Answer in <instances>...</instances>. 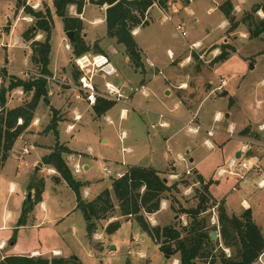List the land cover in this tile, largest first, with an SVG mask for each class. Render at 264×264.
<instances>
[{"label":"rangeland","instance_id":"rangeland-1","mask_svg":"<svg viewBox=\"0 0 264 264\" xmlns=\"http://www.w3.org/2000/svg\"><path fill=\"white\" fill-rule=\"evenodd\" d=\"M43 1L36 8L33 4L29 5L40 9L45 3L52 11L49 68L54 80L47 81L51 104H45L42 99L39 101L36 111L41 116V122L30 127L23 134V140L16 139L12 155H9L1 170L0 220L5 210L17 211L14 200L25 191L29 177L50 176L48 170L40 172L33 167L32 162L47 148L40 149L32 141L35 139L34 142L40 141L45 145L51 142L54 145L58 137L46 130L51 118L42 128L48 113L52 116L50 106L54 105L61 117L58 141L74 149L73 154H65L64 159L73 177L83 182L81 195L84 199L89 200L102 189L110 188L113 177L108 176L104 166H109L114 172L124 171L131 164L151 165L163 171L168 184L179 177L189 182L184 186L178 183L176 189L165 192L161 209L153 216L146 214L147 222L150 225H163L174 220L183 225L186 217L180 213L173 216L170 203L175 208L195 204L193 188L199 187V184L193 182V174L198 172L204 181L211 180L207 189L214 201L212 203L210 199V206L203 215L207 232L209 235L214 232L210 239L212 253L216 254L220 249L224 255L230 254L231 250L224 251L226 247L219 241L216 220L218 201L222 200L228 214L237 215L250 207L249 213L255 224L264 219V187L257 186L261 178L259 170H264V30L255 37H249L246 26L241 23L233 31L228 30V21L217 8L223 0H169L167 12L157 5L151 7L146 13L148 24L134 30L143 65L135 68L129 57L125 60V47L106 35L105 7L85 0L83 11L78 15L82 19V40L89 45L91 54L99 53L94 46L97 43L116 73L127 81L134 92L130 100L132 106L115 102L108 113L96 116L92 105L84 99L83 91L75 88L78 86L74 79L77 69L71 41L62 20L53 12L52 0ZM255 1L231 0L235 10L232 12L234 20L238 21L242 12ZM18 10L14 0H0V64L5 65L0 67V86L8 83L7 75L28 79L21 70L38 71V67L29 59L30 52L21 34L33 19L28 23L22 10ZM68 13L76 15L75 7L70 6ZM166 13L171 15L170 21L164 20ZM256 15L262 17L260 11ZM176 23L181 25L183 36L172 35ZM11 25L12 29L5 32V28ZM43 37V33H39L36 39ZM223 47L227 51L226 57L214 61L213 57ZM5 60L8 61L7 65ZM115 79L114 75H97L94 83L103 90L105 81ZM139 80H147L144 91L138 84ZM221 80L224 81L222 85ZM182 83L184 86L178 89ZM168 91L169 94L166 93ZM175 92L189 109L181 103L179 108L173 109L177 100ZM30 94L20 88L15 89L7 94V105L14 106L28 100ZM122 107L128 110L125 118H119ZM76 114H80L79 120H74ZM191 115L201 127H211L215 133L207 137L203 129L197 133L188 132L183 122L192 118ZM107 116L112 122L108 121ZM162 119L168 121L169 125H160ZM68 123L75 124L72 131L66 130ZM244 125L249 131L252 128V131L257 129L259 132L242 134L238 128ZM229 128L233 138L225 136ZM243 135H247L248 140H242ZM243 144L246 147L241 152ZM23 146L29 149L28 152L23 153ZM236 152H241L243 159L249 164L254 163V166L243 174L231 190L235 177L227 173L217 176L216 171L226 168L227 163L235 159ZM69 155H73L82 165L79 173L74 172ZM84 163L88 169L83 167ZM185 169H189L190 174H184ZM47 176L43 193L45 212L36 208L37 222L28 223L21 230L18 251L25 252L30 247H36L50 252V249L57 248L64 255L77 258L79 263L76 264H178L174 261L176 254L165 258L155 241L134 220H125L120 215L116 204L115 210L98 224L97 231L89 239L83 216L78 209H74L76 201L73 190L67 184L54 185ZM10 180L15 184V189L11 191L8 187ZM114 217L120 221V227L107 234L103 227ZM9 245L10 242L2 252L11 250ZM111 252L113 254H109ZM200 261L197 259L196 264Z\"/></svg>","mask_w":264,"mask_h":264},{"label":"trees","instance_id":"trees-1","mask_svg":"<svg viewBox=\"0 0 264 264\" xmlns=\"http://www.w3.org/2000/svg\"><path fill=\"white\" fill-rule=\"evenodd\" d=\"M16 7L22 9L23 13L30 16L33 21L23 32V40L29 42V59L38 71L45 75H52L49 68V54L51 51V32L53 28L52 11L47 4L42 8L34 9L26 0H14ZM169 0H91V2L102 6L104 3V22L106 35L114 38L115 42L125 47L126 55L135 68H141L142 60L140 49L134 38V30L148 24L146 13L156 4L166 11ZM85 0H52L53 12L58 15L63 23L65 31H74V40L70 42L72 53L75 56L81 55L90 50L81 36L82 19L78 16L82 13ZM75 7L76 15H70L68 8ZM224 18L228 21V30L233 31L238 24L246 26L249 37L258 36L264 30V0L252 3L248 9L242 12L238 21L233 18V6L230 0H223L217 5ZM260 11L263 16L258 17ZM39 33H43V39H36ZM97 51L101 49L97 43L94 44ZM227 51L224 47L217 53L213 60H222L226 57ZM8 83L0 86V170L6 161L15 140L29 127L34 118V113L39 101L42 99L47 105L48 98L47 80L42 77L23 79L16 75H7ZM80 72L74 73V79L78 82ZM6 78V73L4 79ZM20 88L25 93H31L28 100L9 106L7 105V94ZM115 102L100 96L96 97L92 110L96 116L104 115ZM52 116L46 130L52 131L58 137V122L61 120L59 109L50 106ZM21 120L19 123L18 120ZM242 134H252L247 126L239 130ZM72 153L66 144L55 140L51 150L42 156L41 164L53 167L57 176L55 181H64L74 192L76 206L85 221L86 235L90 239L97 231L98 224L106 220L109 213L115 210L117 205L120 215L125 220H134L142 230L158 245L159 251L165 258L177 255L178 264H251L258 259L264 251V234L251 219L249 208L243 209L241 213L228 214L225 212L222 200L218 201L217 229L221 245L230 249L228 255L219 249L213 254V246L209 233L206 230L205 210L209 201L212 200L208 192L210 179L204 181L197 172L193 174V182L199 187H194L193 196L196 198L194 205L175 208L170 203V210L173 216L183 214L186 222L175 223L174 220L160 225H150L145 216L159 211L161 200L165 192L176 189V185H186L189 181L179 177L168 184L163 171L151 165H129L128 172L120 178H111L110 188L102 189L92 199H84L81 195L83 182L73 177L70 167L64 159L65 154ZM27 190H33V197L30 202L26 199L23 202L16 228L13 230L9 242L14 243L17 227L26 225L28 214L35 204L41 201V194L44 190L42 178H30ZM114 201L116 203H114ZM120 227L118 219L108 221L103 229L107 234L115 232ZM217 259V262H216ZM77 258L70 256H42L28 255H6L0 264H76Z\"/></svg>","mask_w":264,"mask_h":264},{"label":"crops","instance_id":"crops-1","mask_svg":"<svg viewBox=\"0 0 264 264\" xmlns=\"http://www.w3.org/2000/svg\"><path fill=\"white\" fill-rule=\"evenodd\" d=\"M43 0H41V1H39V0H36V1H34V2H31V0H28V4H33L32 6L34 7V8H36V7H38L39 6V4H40V2H42ZM186 2H187V0H185ZM231 1V0H230ZM258 1V0H257ZM44 2V1H43ZM256 2V1H255ZM254 3V2H253ZM251 5V4H250ZM153 6H156V4H154ZM152 6V7H153ZM185 6V5H184ZM183 6V7H184ZM21 10L22 9H19L18 11H20L21 12ZM235 11V10H234ZM23 12V11H22ZM262 16H263V14H262ZM24 18H26L27 20H28V23L32 20L31 19V17L30 16H28V15H24ZM226 19V18H225ZM14 23L15 22H13V24L12 25H14ZM12 25L10 26V28H5V32H9L11 29H12ZM29 26V25H28ZM27 26V27H28ZM26 27V28H27ZM25 28V29H26ZM140 28V27H139ZM139 28H136L135 29V31H137V30H139ZM24 29V30H25ZM23 30V31H24ZM22 31V32H23ZM22 34V33H21ZM134 34V36H135V33H133ZM172 35H174L175 36V34H174V31L172 32ZM115 40V39H114ZM24 45L27 47V49H28V51L30 52V47H29V42H27V41H25L24 40ZM102 48V47H101ZM102 50H103V48H102ZM29 55V54H28ZM127 58H128V56L127 55H125V60H127ZM7 60H5V64L7 65ZM114 76L116 77V79L115 80H113V81H110L111 83H113L115 86H117L120 90H121V92H123L124 91V89L126 90V93H124L123 92V94H124V96H125V98H126V103H123V104H128V105H130V106H132V104H131V102H130V100L133 98L132 96H133V93H132V91L130 90V86H128V83H127V81L126 80H123L122 78H120V74H118V73H116V74H114ZM146 82H147V80H139V86H140V88L141 89H143V91H144V88H145V85H146ZM180 83V82H179ZM178 83V84H179ZM177 84V85H178ZM184 83H182L179 87H178V89L181 87V86H184L183 85ZM96 86V85H95ZM176 87V86H175ZM96 88L97 89H100V86L98 85V86H96ZM123 90V91H122ZM167 94H169L170 93V91H168V92H166ZM176 93V92H175ZM51 95V91H48V98H49V96ZM176 97H177V100H176V102H174L175 103V105H173V109H175V108H179V103H181V104H183L181 101H180V98L178 97V95H177V93H176ZM50 99V98H49ZM120 103H122V102H120ZM51 104V103H50ZM184 105V104H183ZM185 106V105H184ZM53 107H54V105H53ZM186 107V106H185ZM56 108V107H55ZM187 108V107H186ZM37 109V108H36ZM57 109V108H56ZM187 109H189V108H187ZM109 111V110H108ZM108 111L106 112V113H108ZM127 112H128V110H127V108H125V107H122L121 109H120V113H119V118H125V116H126V114H127ZM105 113V114H106ZM164 114V116L166 115V116H168L167 114H165V113H163ZM77 115H80V114H77ZM48 117H47V119L44 121V123L42 124V128L43 127H45V125H47L48 123H49V119L51 118L50 116V114L48 113V115H47ZM193 115H191V117H192ZM81 117V116H80ZM109 116H107V118H108ZM74 118V117H73ZM108 121L109 122H112V120L110 119V118H108ZM41 122V116H39V112H37L36 110H35V113H34V118H33V121L31 122V124L29 125V127L18 137V138H20V139H22L23 138V134L30 128V127H34V126H36V124H38V123H40ZM161 122H164L165 123V125H169V122L168 121H166V120H161ZM59 123V122H58ZM184 123V122H183ZM68 124H70V123H68ZM164 125V126H165ZM245 126V125H244ZM244 126H242L241 128H243ZM66 128H67V126H66ZM241 128H238L239 130L241 129ZM57 129H58V126H57ZM230 129V128H229ZM67 130V129H66ZM253 129L251 128V131H252ZM69 131V130H68ZM72 131V130H71ZM254 131L255 132H259V130L257 131V129L255 130L254 129ZM254 131H252V132H254ZM50 132H48V134H49ZM59 135V134H58ZM46 136V135H45ZM244 137L242 138V140H248L247 139V135H243ZM58 139H59V136H58ZM23 140V139H22ZM16 141V140H15ZM35 141V139H33V143L35 144V146L36 147H38V148H40V149H42V148H47V151L46 150H42V151H46V152H42V154H40V156H39V158H37V159H35L33 162H32V164H33V167L35 168V170L36 169H39V171L40 172H42L44 169H46V170H48V173L50 174V176H47V175H44V178L43 177H40L41 175H39V177L38 178H42L43 179V181H44V187H45V182H46V179H45V176H47V177H49L50 178V180L52 181V183L54 184V185H60V184H66L64 181H55L54 180V177L55 176H57L58 174H57V172H56V170L53 168V167H51V166H49V165H44V164H41V158H42V156L43 155H45V154H47L50 150H51V147H52V145H51V142H49V143H46V144H48V145H45V144H43V143H41L40 141H37V142H34ZM60 142V141H59ZM62 142V141H61ZM252 142V141H251ZM63 143V142H62ZM64 144H66L65 142H64ZM67 145V144H66ZM24 147V146H23ZM67 147L71 150V151H74V149H72V148H70L68 145H67ZM12 150H13V146H12V149L10 150V152H9V155L11 154L12 155ZM29 150V149H28ZM73 154V153H72ZM9 155H8V157H9ZM239 155H241V153L239 152ZM7 157V158H8ZM7 160V159H6ZM189 161H190V159H189ZM6 162V161H5ZM5 162H4V164H5ZM4 164H3V166H4ZM41 165H44L45 166V168H43V166H41ZM131 165H136V164H131ZM3 166H2V168H3ZM140 166H147V165H140ZM83 167L85 168V169H88L89 167H88V165L86 164V163H84L83 164ZM154 167V166H153ZM2 168H1V170H2ZM1 170H0V173H1ZM193 170H195V169H193ZM18 171H19V168L17 167L16 168V173H18ZM196 171V170H195ZM198 173V172H197ZM30 178H33V177H29L28 178V181H27V184L29 183V179ZM239 181V180H238ZM238 181H235V183L233 184L234 185V188H235V186L237 185V182ZM232 186V185H231ZM8 187H9V190L11 191V190H14L15 189V184L10 180V181H8ZM9 191V192H10ZM29 190H27V185H26V187H25V191H22L20 194H19V196L18 197H16L15 198V200H14V206L15 207H17L18 209H17V211H15V212H12V211H8V210H5L4 211V213L1 215V220H0V261L2 260V258L4 257V256H6V255H11V254H15V255H28V256H42V257H46V258H51L52 256H64V257H66V258H68V257H70V256H72V255H64L63 253H61V251L59 250V249H57V248H52V249H50V252H49V250H45V251H42V250H39L38 248H36V247H30V248H28L25 252H23V251H18L17 249L20 247V239H19V235L21 234V230L28 224V223H36L37 222V216H36V208L37 207H39V208H41V210H42V212H45V209H46V205H45V201H44V198H43V193H44V190H43V192H42V194H41V201L40 202H38L37 204H35L34 205V207H33V209H32V211L28 214V218H27V222H26V225H23V226H19V227H17V233H16V238H15V242L14 243H12L11 244V242H10V245H9V247L11 248V250H7L6 252H2V251H4L5 249H6V247H7V243L9 242V239H10V237L12 236V233H13V230L16 228V223H17V220H18V217H19V215H20V211H21V208H22V205H23V202H24V200L26 199V195H27V192H28ZM32 197H33V190H31V199H32ZM95 197V196H94ZM92 199V198H91ZM75 206H76V204H75ZM249 208V210L251 211V209H250V207H248ZM74 209H75V207H74ZM161 209V208H160ZM158 212V211H157ZM156 212V213H157ZM156 213H153V214H150V215H155ZM11 220H13L12 222V224L11 225H9V223H10V221ZM113 220H116V218L114 217V219ZM112 221V220H111ZM261 221V223L260 222H258L256 225L260 228V230H261V232L264 234V219H261L260 220ZM14 225H15V227H14ZM38 225V224H37ZM109 254H113L112 252L111 253H109ZM263 256H264V251L261 253V255L258 257V259L256 260V261H254L253 263H251V264H264V260L262 259L263 258ZM174 261L175 262H177V259H174ZM78 262V261H77ZM79 263V262H78Z\"/></svg>","mask_w":264,"mask_h":264},{"label":"built area","instance_id":"built-area-1","mask_svg":"<svg viewBox=\"0 0 264 264\" xmlns=\"http://www.w3.org/2000/svg\"><path fill=\"white\" fill-rule=\"evenodd\" d=\"M167 12V10L165 11ZM164 20H171V15L166 13V16H164ZM174 34L183 36L184 32L181 29V25L179 23H176L174 25ZM134 33V32H133ZM74 64L76 69L80 72V76L78 79V86H75L78 90L83 91L84 93V99L90 103V105L94 104L96 97L100 96L105 99L113 100L114 102H122L126 103V98L124 94L121 92V90L115 86L110 81H105L103 83V90L97 89L94 83V78L97 75H101L102 77L105 76H112L116 74V69L112 65V63L108 60V57L102 53L98 54H91L88 52H85L81 55L74 57ZM0 67H5V65L2 63L0 64ZM22 73H24L28 79L33 77H42L46 79L47 81L54 80V77L52 75H45L40 73L39 71H26L21 70ZM224 83L223 80L220 81V85ZM78 95L77 97H79ZM81 97V96H80ZM80 115H75L74 120H79ZM18 122L20 123L21 120L19 119ZM160 125L164 126L165 123L161 122ZM185 129L190 133H197L200 129H203L205 132V135L207 137H211L215 131L213 128H203L201 127L198 122L192 117L184 122ZM75 124L70 123L67 125V130L71 131L74 129ZM225 136L227 138H233V132L231 129H228L225 133ZM207 145H210L206 140L204 141ZM246 145H241V152L245 151ZM23 153L28 152V148L24 146L22 148ZM240 152V153H241ZM243 155H239L238 158L231 159L227 165L226 168H218L216 171L217 176H222L223 174L233 175L236 179V181L240 180L243 176V174L248 171L251 167L254 166V163L249 164L245 159H243ZM68 158L73 162L72 168L75 173H79L82 169V165L74 159L73 155H69ZM124 164V163H122ZM104 170L108 174V176L113 178H120L125 173L128 172V167L124 171H112L109 166H104ZM261 178L257 181V186L264 187V170H259ZM184 174H190L189 169L184 170ZM231 190L234 189V185L230 187ZM224 251L227 250V248L223 249Z\"/></svg>","mask_w":264,"mask_h":264},{"label":"water","instance_id":"water-1","mask_svg":"<svg viewBox=\"0 0 264 264\" xmlns=\"http://www.w3.org/2000/svg\"><path fill=\"white\" fill-rule=\"evenodd\" d=\"M103 6L106 7V4L104 3ZM232 12H234V9L232 10ZM66 35L68 36L69 41H73L74 40V31L68 30V31H66ZM238 157H239V152H236L235 153V158H238ZM165 180H166V178H165ZM26 201L27 202H30L31 201V191H28L27 192ZM213 234H214V232H211L210 233V235H209L210 236V239L213 238Z\"/></svg>","mask_w":264,"mask_h":264}]
</instances>
